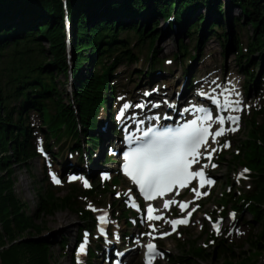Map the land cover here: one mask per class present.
Here are the masks:
<instances>
[{"label": "trees", "instance_id": "1", "mask_svg": "<svg viewBox=\"0 0 264 264\" xmlns=\"http://www.w3.org/2000/svg\"><path fill=\"white\" fill-rule=\"evenodd\" d=\"M229 2L240 9V15L231 19L237 28L231 38L222 19L226 3L221 0H66L72 27V63L67 53L63 0H0V63L10 50L14 65L5 80L0 64V264H52L51 242L41 236L45 226L36 223V217L72 209L84 226L93 224L94 217L81 207L78 198L96 196L98 184L90 189L68 184L69 191L60 196L48 183L47 188L37 192L36 209L29 212L27 203L16 194L13 169L38 156L36 129L54 157L59 154L51 150V139L76 140L78 143L72 142V149H80L81 139L90 147L98 143L94 130L100 109L109 108L111 98L120 90L114 80L116 66L138 61L145 49L149 66L137 76L150 75L156 64L163 63L157 58L155 45L161 34L160 17L170 23V28L177 25L181 30L173 62L188 56L195 61L200 53L206 55L202 46L215 35L223 51L230 44L237 49L246 89L251 82L262 83L256 69L264 66V0ZM203 5L214 8L217 15L209 18L202 14L198 10ZM243 25L251 28L245 47L238 32ZM186 35L194 40L193 45L186 43ZM41 38L46 40V47L41 45ZM255 53L261 55V62L256 60ZM69 71L75 81L71 99L65 102L56 78L60 73L67 76ZM189 73L188 67L186 75ZM31 111H37L40 118L36 129L30 122ZM246 123L247 134L237 152L233 151L232 160L248 167L253 184L239 195L231 196L224 190L218 201L224 208L231 206L238 212L246 208L260 225L249 241L250 253L234 261L231 243L221 237L209 252L193 243L180 255H169L171 264H197V259L205 260L219 253L226 254L222 264H264V105L252 110ZM90 253V257H97L93 250Z\"/></svg>", "mask_w": 264, "mask_h": 264}, {"label": "rangeland", "instance_id": "2", "mask_svg": "<svg viewBox=\"0 0 264 264\" xmlns=\"http://www.w3.org/2000/svg\"><path fill=\"white\" fill-rule=\"evenodd\" d=\"M221 1L226 3V11L225 13L223 12L224 15L222 19L226 22L225 26L231 38L234 37L233 35H235L237 29L231 19L232 16L240 15V9L238 7L233 8L229 0ZM198 11L207 15L209 18H213L217 15L214 8L210 10L205 5L201 6ZM159 24L160 27L158 30L161 34L155 45L157 58L161 59L163 63L160 65L156 64L157 68L152 75L145 73L137 76L138 73L147 70L149 66V61L146 59V49L144 53L141 54V58L138 61L119 63L116 66L114 74L116 78L114 80L118 81L120 90L117 91L115 99H112L109 103V106L113 107H110V110L114 109V115H117L121 110L128 111V114L140 103L151 102L157 104L163 101V98L166 99L168 103L172 100L177 101V93L181 91L182 87L184 88L185 86V88H187L189 85H194V90L192 91L190 88V91L188 90L190 92L188 95L205 93L206 91L203 90V84H208V91L212 92L208 95H213L215 92L226 88H237V96H239V100L241 101L240 108L237 111L239 122L234 126H228L227 134L222 137L218 143H209L216 151L213 153L210 162L206 158H203L201 162L202 165L207 163L208 168H210L211 163H216V168H210L216 177L214 187L202 191L199 198H196L195 194L191 191V189L195 187L190 188L185 196L194 201L198 206V211L195 212L188 225L180 228L178 232L171 233V235H168L166 238L160 239L159 242L162 250L167 252V257L168 253L173 256L180 255L185 250L191 248L193 243L195 246L204 247L207 252H209L213 249V245H215V239L210 240L208 235L212 231L211 221L216 220V217H220L222 223L221 231L218 235L222 234L228 239L235 256L234 261H240L243 256H247L250 253L251 245L249 241L254 238L260 225L257 221L253 220V217L246 208L238 212L235 208L226 206L222 215H220L219 212L222 208L218 206V197L221 196L224 190L229 191L231 196L234 194L239 195L240 191H245L253 184L251 180L253 175L245 171L243 163L232 160V153L236 151L241 144V139L245 138L247 134L246 118L251 113L252 108H258L264 105V66H259L256 69V72L262 78V83L255 84L251 82L249 90H245L244 87H246L247 83L237 62V49L230 44L228 49L223 51L222 43L215 35L209 39L206 38L208 40L202 46V52L206 55L202 56L200 53L195 61L190 60L191 56H188L181 58L179 61L175 60L170 63V59L178 50L181 30L179 27L170 28V23L165 21L162 17H160ZM244 25L238 32L240 40L245 47L248 43V36L251 34V28H249V26L245 27ZM185 39L186 43L193 45L194 40H191L189 35H186ZM41 41V45L46 47V40L41 38ZM254 57L257 61H262L259 53H255ZM12 58L10 50H7L6 55L0 63L4 71L5 80L8 78V74L14 66L11 64ZM73 59L74 57L72 55L70 59L72 63ZM72 63L69 62L71 66ZM190 66L192 68V74L195 75V80L193 82H190L189 79L191 77L189 78L186 75V67ZM69 72L67 76L60 73L56 78L58 86L63 92L65 102H69L71 99L72 88L75 81L74 76H72V71ZM169 83L171 86L173 85L171 94ZM194 97L195 96H192L191 99ZM189 101V99L184 101L185 105ZM165 103L166 102H164V106ZM125 105L129 107L125 108ZM108 109L107 107L100 109L99 121L94 130L95 135L98 137L97 140L99 141L94 147H90V145L81 139L80 144H82V146H80V155H78V149L75 150V147L73 149L71 148L72 142H75L74 144L78 143L76 140L63 138L61 141L56 142L54 139H51L48 142V144L52 146L51 150H53L55 154H59L56 158H52L54 164L51 163L50 165L46 158L34 157L28 160L26 165L14 166L13 171L16 177L15 191L16 194L27 203L29 212L36 209L37 192L47 188L49 185L48 183L53 185V190L57 195L61 196L70 189L67 182H65V175L69 173L70 170L74 172L85 171L88 173L89 186H96L98 184L99 189L96 196L89 197L81 195L78 198L81 207L89 209L94 217H96L99 211H107L111 219L112 228L119 226L122 232L127 230L129 222L133 220L140 222L141 216L136 213L125 214L124 202L121 200V197L124 196V192L129 188L125 180L115 173H112L111 178L105 181L98 177L100 167L99 156L104 147L108 144L100 133L99 129L102 128L100 125L104 122V125H108L112 130H114L116 125L112 122ZM161 111H164V108H162ZM29 118L33 129H36L37 126L40 125V118L37 111H31ZM213 121H215V118H213ZM232 128H237V131H231ZM35 131L37 144L41 146L44 137L37 129ZM110 136H112L111 133ZM225 144H230V147H225ZM220 150L223 151L219 152ZM202 152H204V150ZM92 157L95 158L97 166L93 168L92 172H88L86 171L87 169H85V162L91 161ZM110 159L113 161L116 160L115 157ZM51 171L55 173L61 183H51V181L53 182ZM46 174L48 176L47 180H45ZM73 184H75L74 186L77 188H79V185L81 188H84L77 179L73 180ZM204 193H207V195H204ZM178 214L179 212H174V215ZM232 214H234V218H232ZM209 217L213 219L209 221ZM248 221L251 222L248 223ZM35 222L44 224L45 226L41 236H45L51 242L50 249L53 254L52 264H72V262L74 264L76 262L80 264H102L101 257L96 258L89 256L90 258H84L77 253V240L81 232L80 230L84 228V223H82L75 210L59 209L52 215H41L40 217H36ZM63 223H71V231L64 228ZM161 224L164 226L163 230L167 231L168 223L163 221ZM134 227L133 231L135 230ZM146 229L147 228H142V226L139 225L136 228V232L144 234L146 233ZM130 232H132L131 229L127 230V234H130ZM136 232H133V236H136ZM145 236L146 240H148L149 237L147 235ZM131 238L132 241L130 245L134 246L133 237ZM136 244L138 245L139 241ZM208 244H211V246H208ZM91 246H94V241ZM141 251L142 248L140 251H138V249H133L130 259L126 263L140 264ZM167 257L163 254L160 255L155 264L158 262L160 264H171V260L167 259ZM225 257L226 254L220 255L219 253L218 256H210L205 260L197 259L198 261L196 260V262L197 264H222ZM262 259L264 262V253Z\"/></svg>", "mask_w": 264, "mask_h": 264}, {"label": "snow or ice", "instance_id": "3", "mask_svg": "<svg viewBox=\"0 0 264 264\" xmlns=\"http://www.w3.org/2000/svg\"><path fill=\"white\" fill-rule=\"evenodd\" d=\"M225 103L227 105L228 102L226 101ZM124 107L127 108L129 106L125 105ZM137 107H142V105H137ZM203 119L211 120L212 116L208 115L203 117ZM228 119L233 123H237L239 117H228ZM219 122L223 124L224 118L221 117ZM224 131V128H219V130L212 133L209 127H198L196 122L193 121L191 125L176 131L165 130L157 132L153 130L151 136L149 132H144V137H148V139L142 146L136 147L127 153L125 171L139 185L141 193L149 201L155 199L158 195L163 196L166 190L172 189L177 184L186 187L191 178H200L199 188H203L205 183L211 185L214 181L206 178L205 172L203 171L208 166L207 164L201 165L200 169L196 171H191L190 168L195 164H199L202 156L209 162L211 161L216 149L208 144V138L209 136L219 137L224 134ZM231 131H237V128H232ZM224 146L230 147V144H225ZM202 147L204 148V152L200 151ZM212 167H216V165L213 164ZM51 178L54 183H61L55 173L51 174ZM70 179L76 180L78 177L73 176ZM84 184L85 187L89 186L87 180H84ZM191 191L195 194L196 198L200 197L201 193L197 188H192ZM204 195H207V193H204ZM174 203L177 202L175 200H166L163 202V208L168 209L169 205ZM132 206L138 207L135 203ZM180 208L184 210L186 208V202L180 203ZM153 211L154 208L149 205L146 209L145 218L149 220L162 219L161 216L151 215ZM188 215L190 217L191 212ZM232 218H234V214H232ZM99 219L101 223H107L106 215L100 216ZM165 222L169 223L175 231L177 225L186 224L188 220L176 219L166 220ZM221 223L222 219L213 224L217 234H219ZM152 227L155 230L154 226ZM100 231L103 232L104 229L101 228ZM142 235L151 236V233H144ZM167 235H171V233H161L162 237ZM146 248L148 264H152L156 256L162 255V253L156 250L154 244L149 243ZM85 250L86 246L82 243L79 251L83 253Z\"/></svg>", "mask_w": 264, "mask_h": 264}, {"label": "bare ground", "instance_id": "4", "mask_svg": "<svg viewBox=\"0 0 264 264\" xmlns=\"http://www.w3.org/2000/svg\"><path fill=\"white\" fill-rule=\"evenodd\" d=\"M170 85V94L172 93V87L173 85L171 86V84L169 83ZM204 86V90H206L208 88V84H203ZM188 88V89H187ZM184 88L182 87L181 91L177 93V98H178V103L181 102V100H184L187 93L190 91V88L187 87ZM189 90V91H188ZM236 88L233 89V88H226L222 91V93H219V92H216L215 94H218V96H220V100H221V104H222V107H225L226 108L224 109L225 112L222 113V117L225 118L226 116V112L228 113L230 108L235 105L237 108L235 110L238 111L237 109H239L240 107V100H239V96H237V92H236ZM210 93V92H207V94ZM200 99V96L198 97V100ZM219 99V98H218ZM228 102L227 105L225 102ZM177 104L173 105L172 106V109L173 108H177ZM166 106H164V104L162 103H159V104H155L153 105L152 103H149L145 105L144 108H141L140 107H137L134 109V111L130 114L127 115V113L125 111L123 112H119L118 115H127L125 120L122 121L123 125L126 127L128 125H130L129 123L133 121V119H135L134 121L137 120V118H139V120H144V119H147L148 117H146V114H148L149 112H153V113H158L160 109L164 108L165 109ZM198 107H199V104L195 101V102H189V105L187 108H185L183 111H180L182 113H184L186 110L188 113H195V111L198 112ZM146 109V110H145ZM181 113V114H182ZM163 114V112L161 113V115ZM103 116V115H102ZM105 123H101V129L100 130V133L101 135L104 137V140L105 141H110V140H114L116 142L117 145H120L121 143L116 139H112V137H110V129H109V126L108 125H104ZM96 163H95V158L93 157L91 161H86L85 162V169H87L86 171L88 172H92L93 168L95 167L96 168ZM63 227L66 228L67 230H70L72 229V224L71 223H63Z\"/></svg>", "mask_w": 264, "mask_h": 264}]
</instances>
